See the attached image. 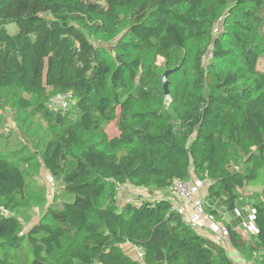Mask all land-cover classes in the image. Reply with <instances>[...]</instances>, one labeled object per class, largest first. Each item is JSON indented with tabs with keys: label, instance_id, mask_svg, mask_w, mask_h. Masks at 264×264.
I'll return each mask as SVG.
<instances>
[{
	"label": "trees",
	"instance_id": "1",
	"mask_svg": "<svg viewBox=\"0 0 264 264\" xmlns=\"http://www.w3.org/2000/svg\"><path fill=\"white\" fill-rule=\"evenodd\" d=\"M263 6L0 0V110L11 106L39 123L33 148L0 152V205L10 212L0 214V264H13L24 240L31 264H140L132 246L150 264H233L226 245L185 225L165 196L175 178L190 176L209 178L207 198L228 211L253 208L251 241L225 224L232 247L264 264V180L251 195L239 191L264 169ZM157 57L170 69L184 59L169 75V103L149 61ZM60 92L73 94L68 111L49 105ZM117 118L120 133L109 137L105 126ZM29 125L20 129L28 134ZM38 165L63 186L61 196L49 200L37 187ZM128 182L155 198L120 205L117 184ZM37 204L45 210L26 227Z\"/></svg>",
	"mask_w": 264,
	"mask_h": 264
},
{
	"label": "rangeland",
	"instance_id": "2",
	"mask_svg": "<svg viewBox=\"0 0 264 264\" xmlns=\"http://www.w3.org/2000/svg\"><path fill=\"white\" fill-rule=\"evenodd\" d=\"M263 16H264V6H263ZM6 28L11 32V33H16L18 28L14 22H8L6 23ZM261 32L264 33V23L261 26ZM186 55H184L185 57ZM183 57V58H184ZM183 60V59H182ZM150 62L153 63V66L156 67V69L159 71V73L164 74L166 70L170 69L167 68L166 66V61L162 57H157V58H152L149 60ZM181 63V62H180ZM179 63V64H180ZM173 68V67H172ZM258 69L261 71H264V56H262L259 60L258 63ZM169 76H168V81H169ZM170 84L168 83V90L169 94H166V103L170 102ZM7 96V94L1 93V96L4 97ZM27 117L29 120H26V122H22V119H25ZM34 123V126H28V134L24 133L20 129L21 124L23 125H28L29 122ZM118 121L119 118H117L115 121H112L105 126V132L108 134L109 137H114L119 135V128H118ZM38 120L34 118L32 115H28L27 113H20L15 112V109L11 106H5L3 109L0 110V129H2L3 132L5 133H10L13 136L8 139L7 137H0V152L1 151H16V149H22L24 148L23 145H30V149L33 148L34 146L32 145V139L29 138V134L33 133L36 129H38ZM24 129V128H23ZM99 137V136H97ZM12 153V152H10ZM24 153V152H22ZM26 155V154H24ZM21 161V160H17ZM29 165V164H28ZM30 166V165H29ZM38 175L36 177V185L38 188L42 189L44 187L47 188V197L49 200L53 198V195L58 194L61 196V192L63 191V186L58 183L57 181L51 182L49 179V173L46 172V170L41 166L38 165ZM264 180V169L262 168L260 170V175L259 178L255 181V183L248 188V191H255L258 190L257 186H260L263 183ZM125 185H130L133 187V190L136 193L144 194L146 196H151L152 198H155V192H151L147 188H141L138 186H135L131 183H127ZM262 186V185H261ZM260 188V187H259ZM29 193L31 195H34V190L30 189ZM52 196V197H51ZM170 200L172 201H178V198L175 196V194L171 191L168 190L165 194ZM34 202L36 199H34ZM120 205H124L122 201H119ZM45 205L43 204H37L36 207H33L30 213V219L25 221L24 223L26 224V227H29V225L37 222L40 220L41 215L43 214L45 210ZM34 259V256L29 248V244L27 240H24L19 248H16L12 252V263L13 264H31Z\"/></svg>",
	"mask_w": 264,
	"mask_h": 264
},
{
	"label": "built area",
	"instance_id": "3",
	"mask_svg": "<svg viewBox=\"0 0 264 264\" xmlns=\"http://www.w3.org/2000/svg\"><path fill=\"white\" fill-rule=\"evenodd\" d=\"M219 28L220 24L218 23L214 31L217 33ZM73 101L74 97L71 92H60L50 99L49 105L53 109L68 111ZM49 179L54 182L51 175H49ZM125 184H117L115 199L118 202L139 204L144 199H151L150 196L136 193L133 187ZM210 184L211 180L207 177L175 178L171 184V191L178 198V201L174 202L172 209L180 215L185 225L205 236L211 237L219 244L227 245L230 241V232L227 225L211 215L206 204V191ZM0 214L9 215L10 212L0 205ZM253 234H256V230ZM132 252L140 264H150L144 259V251L140 247L132 246ZM233 264L239 263L233 261Z\"/></svg>",
	"mask_w": 264,
	"mask_h": 264
},
{
	"label": "crops",
	"instance_id": "4",
	"mask_svg": "<svg viewBox=\"0 0 264 264\" xmlns=\"http://www.w3.org/2000/svg\"><path fill=\"white\" fill-rule=\"evenodd\" d=\"M246 187L241 189V193L245 196L251 195L255 191H248ZM158 198L162 197V193H157ZM150 198H152L150 196ZM206 204L209 210H217L219 216L217 220L223 223H230L232 227L242 233L244 239L251 241L252 237L255 235L253 232L256 230V226L253 221L254 210L249 205H244L240 210L228 211L222 202V199H208L206 198ZM255 237V236H254ZM228 252V255L233 259L234 262L239 264H254L258 262V257L253 258V261H247L238 250L232 247L229 243L225 246Z\"/></svg>",
	"mask_w": 264,
	"mask_h": 264
},
{
	"label": "water",
	"instance_id": "5",
	"mask_svg": "<svg viewBox=\"0 0 264 264\" xmlns=\"http://www.w3.org/2000/svg\"><path fill=\"white\" fill-rule=\"evenodd\" d=\"M184 63V59L181 61V63L179 65H177L175 68L173 69H168L165 71V73L163 74L162 76V83H163V86H164V90H165V94H169V90H168V76L171 74V73H174L176 71H178L181 66L183 65Z\"/></svg>",
	"mask_w": 264,
	"mask_h": 264
}]
</instances>
